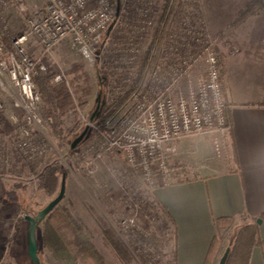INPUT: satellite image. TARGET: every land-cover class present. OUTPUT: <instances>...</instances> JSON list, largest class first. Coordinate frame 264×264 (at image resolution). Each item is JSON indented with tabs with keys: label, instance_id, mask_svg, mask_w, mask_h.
<instances>
[{
	"label": "rangeland",
	"instance_id": "374dc122",
	"mask_svg": "<svg viewBox=\"0 0 264 264\" xmlns=\"http://www.w3.org/2000/svg\"><path fill=\"white\" fill-rule=\"evenodd\" d=\"M113 2L118 21L116 25H111L112 36L103 59L100 61L98 58L95 64H90L70 41L62 42L50 54H44L33 38L26 41V51L32 60H40L42 63L44 56L49 55L57 64L59 71L56 76L61 75V79L56 80L55 76V83L67 81L70 86L73 78L85 68L93 82V94L85 110L75 101L76 111H71L64 117L62 136L47 123L42 129L33 127L34 141L38 145L46 144V153L32 160H23L13 149L11 139L15 129L9 116L13 112L21 117L23 112L17 106L13 94L0 86V99L4 103L0 111L3 127L0 134V264H33L28 255L29 222L25 216L36 215L58 195L64 174L66 192L60 206L70 207L86 223L88 234L99 253L110 264H175L173 254L177 250L176 227L156 201L155 191L161 185L157 184L152 188L142 181L118 151L106 153L99 160L82 163L83 155L91 154L90 147H97L95 144L99 134L91 126L90 118L98 106L97 113L104 104L113 105L121 96L131 94L160 61L176 65L177 73L188 67L185 70L189 69L188 73L178 80L177 90L185 95L197 91L200 80L207 73L206 48L211 47L218 57L223 54L226 43H230L229 48L237 50L234 44L236 38L230 33L236 30L234 28L244 26L243 24L249 25L252 15H257L256 12L263 16L264 0H180L176 2V9L171 13L167 24L169 29L160 43L156 39V30L160 20L166 15L165 7L172 4L173 0ZM148 20L152 21L151 25L147 24ZM25 29V14L15 9H0L2 38L11 42L13 37L20 36ZM100 50L103 51L101 48ZM148 52L156 53L158 58L150 69L142 71L140 69ZM133 54H136L135 60L128 64V55ZM70 69L75 71L69 72ZM172 73L162 70L161 74L169 80L175 75ZM35 84L38 88L36 82ZM42 110L41 97V114ZM83 118H86L85 122L82 121ZM86 126H90L87 135L72 149L71 143ZM197 145L206 148L204 156L202 152L196 153L194 157L186 154L189 147ZM87 150L90 152H86ZM207 153L209 156L212 154L216 160L220 159L215 154L210 136H193L181 140L176 158L180 154L179 157H183V160L189 159L187 164L192 165L194 162L199 166L211 162L205 158ZM78 155H81V159L77 158ZM180 160L182 161L181 158ZM173 162L176 164L178 159ZM50 165L58 167V180L56 191L51 196H46L38 188L36 172ZM104 226L114 230L128 249L131 262H128L129 259L126 262L120 260L114 249L106 244L102 234ZM240 226L237 224L230 231L232 236ZM40 231H37L39 240ZM140 232L146 235L149 232L157 234L165 245L157 251L150 248L141 241ZM221 241L227 246L231 240L228 238ZM39 251L42 264H55L48 253L41 249ZM221 255L223 254L220 257Z\"/></svg>",
	"mask_w": 264,
	"mask_h": 264
},
{
	"label": "built area",
	"instance_id": "2783aa9c",
	"mask_svg": "<svg viewBox=\"0 0 264 264\" xmlns=\"http://www.w3.org/2000/svg\"><path fill=\"white\" fill-rule=\"evenodd\" d=\"M4 8L26 15L25 32L11 39L13 50L6 55L0 35V86L13 94L23 112L21 117L13 112L9 116L15 129L11 139L13 149L23 160H32L48 151L46 144L35 143L32 132L33 127L42 129L46 124L40 112L41 96L34 81L36 66L40 64L43 71L46 67L40 60L30 58L26 41L33 38L44 54L70 41L90 64H95L98 58L103 59L112 36L111 25L118 21L117 9L113 0H0V9ZM147 24L151 25L152 21L148 20ZM205 51L207 73L200 80L197 91L185 95L177 90L178 80L188 73L189 69L185 71L188 67L178 74L176 65L160 61L147 73L145 83L129 94L121 110L105 121L102 129L91 121L99 134L97 147H90L91 154H84L82 163L118 151L132 172H137L142 181L154 188L157 184L167 186L173 181L175 169L170 159L177 153V143L183 139L210 136L216 156H225L231 125L221 66L211 47ZM135 57L136 54L128 55L127 63H132ZM162 70L175 75L167 80ZM59 79L61 75L56 76V80ZM3 107L0 99V111ZM2 129L0 119V134Z\"/></svg>",
	"mask_w": 264,
	"mask_h": 264
},
{
	"label": "crops",
	"instance_id": "0c3cea01",
	"mask_svg": "<svg viewBox=\"0 0 264 264\" xmlns=\"http://www.w3.org/2000/svg\"><path fill=\"white\" fill-rule=\"evenodd\" d=\"M256 14L230 33L237 50L226 43L219 57L232 127L226 155L216 160L207 153L211 162L197 166L176 153L173 181L155 191L176 227L177 264H203L220 217L259 225L261 242L249 264H264V15ZM189 148L190 157L206 152L200 145Z\"/></svg>",
	"mask_w": 264,
	"mask_h": 264
},
{
	"label": "trees",
	"instance_id": "16d2710c",
	"mask_svg": "<svg viewBox=\"0 0 264 264\" xmlns=\"http://www.w3.org/2000/svg\"><path fill=\"white\" fill-rule=\"evenodd\" d=\"M179 1L180 0H173L172 4H168V6L165 7L166 15L164 14L156 30V39H158L159 43L169 29L167 24L170 21L171 13L173 14L176 9V2ZM2 39L5 44L4 54L6 55L13 50V45L10 41L4 38ZM157 48L158 46L156 49ZM157 58L158 56L156 53L153 54L148 52L140 70L143 71V69L146 70V68L150 69L152 64L154 65V61H157ZM42 64L45 65L46 71H42L39 67L40 64H38L36 66V73L34 74V80L38 85L43 101L42 115L46 123L52 127L59 136H62L64 117L67 113L76 111L75 101H78L80 107L85 110L93 94V82L89 72L85 68L82 70L81 74L78 73L73 78L70 86L67 81L55 83L54 77L59 71L57 64L54 63L49 55L44 56ZM74 71V69H70L69 72ZM128 95L121 96L113 105L104 104L93 122L96 123L99 128L103 127L108 118L114 116L121 110ZM228 117L231 125L229 110ZM230 135H232V131H230ZM57 170V166L50 165L36 172L39 180L38 188L46 196H51L56 191L58 180L56 174ZM156 201L174 225L173 219L170 214L165 211L158 198H156ZM60 203L39 225L38 230H41V237L40 240L38 239V249L48 253L55 264H110V262L99 253L91 235L88 234L86 223H84L70 207L60 206ZM237 221L235 217H220L215 220L216 235L210 244L203 264H217L218 257H220L221 253L224 254L228 247H230V252L226 264L250 263L253 248L258 246L261 242L259 225L257 223L243 224L232 236L230 231L237 227ZM102 234L106 244L114 249L116 256L120 260L123 262H126L128 259V262L132 261L128 249L112 228L104 226ZM139 234L141 241L145 242L150 248H154L156 251L160 250L165 245L160 237L153 232H149L147 235L142 232ZM228 238L231 241L227 246H224L223 242H220V240H226ZM173 256L174 262L177 264V250H175ZM222 256L223 255H221V257Z\"/></svg>",
	"mask_w": 264,
	"mask_h": 264
},
{
	"label": "water",
	"instance_id": "95a60500",
	"mask_svg": "<svg viewBox=\"0 0 264 264\" xmlns=\"http://www.w3.org/2000/svg\"><path fill=\"white\" fill-rule=\"evenodd\" d=\"M99 108V106H98ZM97 110L92 114L90 120L93 121L97 114ZM90 126H86L85 130L77 136L71 143V148L75 149L85 138L88 133ZM66 192V174L63 175L61 188L58 195L53 198L43 209H41L36 215H26L25 219L29 222L28 231H27V243H28V255L33 264H42L39 256L38 249V237L37 231L40 223L46 218V216L53 211V209L63 200ZM258 223H261V219L257 220ZM230 252V247L226 249L223 256L221 257L218 264H226L228 255Z\"/></svg>",
	"mask_w": 264,
	"mask_h": 264
}]
</instances>
